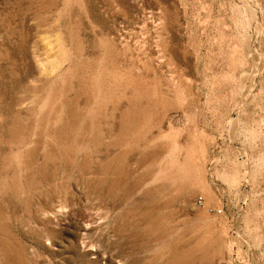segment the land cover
<instances>
[{
    "label": "rangeland",
    "instance_id": "1",
    "mask_svg": "<svg viewBox=\"0 0 264 264\" xmlns=\"http://www.w3.org/2000/svg\"><path fill=\"white\" fill-rule=\"evenodd\" d=\"M0 264H264V0H0Z\"/></svg>",
    "mask_w": 264,
    "mask_h": 264
}]
</instances>
